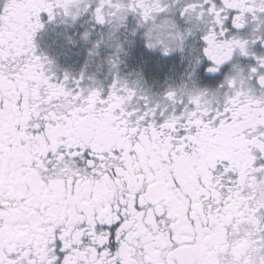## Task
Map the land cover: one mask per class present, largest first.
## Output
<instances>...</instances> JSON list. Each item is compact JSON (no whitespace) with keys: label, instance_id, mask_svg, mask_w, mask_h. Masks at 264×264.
Returning <instances> with one entry per match:
<instances>
[{"label":"snow or ice","instance_id":"6c2138e0","mask_svg":"<svg viewBox=\"0 0 264 264\" xmlns=\"http://www.w3.org/2000/svg\"><path fill=\"white\" fill-rule=\"evenodd\" d=\"M0 264H264V0H0Z\"/></svg>","mask_w":264,"mask_h":264}]
</instances>
